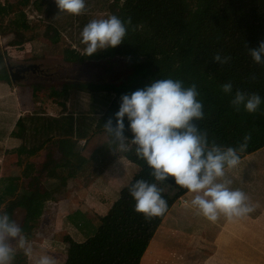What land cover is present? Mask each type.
<instances>
[{"label":"trees","instance_id":"16d2710c","mask_svg":"<svg viewBox=\"0 0 264 264\" xmlns=\"http://www.w3.org/2000/svg\"><path fill=\"white\" fill-rule=\"evenodd\" d=\"M17 5L24 12L29 10L45 16L46 21L0 25V38L7 40L6 46H24L38 38L53 45L61 43L63 38L54 20L64 12H59L54 0H18ZM107 10L110 16L124 21L131 18L124 42L87 56L81 49V40L75 44L72 33L67 32L79 50L65 44L62 59L101 63V73L113 77L112 81L29 85L26 87L29 92L25 94L28 101L35 89L45 93L53 89L52 97L59 90L55 97L65 111L57 118L44 112L20 117L13 130L22 138V144L3 151L28 158L48 156L50 159L54 151L61 156L58 164L50 159L40 184L42 188L35 191L22 186L17 179H0V199L17 201L18 208L26 214L24 223L33 220L31 226L22 227L27 238L37 233L43 204L74 178L66 159L77 154L81 141L101 132L108 134L104 125L109 119L115 125L114 114L119 110L122 95L142 89L152 81L173 79L182 81L185 87L196 85L204 116L195 123L207 134L209 146L215 143L222 148L238 149L244 137L250 136L246 149L237 152L239 160L264 149V102L251 114L243 106L236 111L230 103L237 89L258 93L264 101V64H256L248 50L264 41V0H111ZM217 53L230 57V61L223 65L214 62L212 59ZM6 60L0 52V81L10 84ZM226 82L232 83V94L221 90ZM124 123L125 132L133 135L127 117ZM124 158L138 172L99 218L94 234L70 242L63 264H141L163 219L189 192L176 185L172 178L155 181L146 161L136 155L135 147ZM140 179L156 183L161 190L168 205L163 215L146 219L134 210L135 200L129 188ZM13 211V207L6 206L2 213H7L12 220Z\"/></svg>","mask_w":264,"mask_h":264},{"label":"clouds","instance_id":"9594fccd","mask_svg":"<svg viewBox=\"0 0 264 264\" xmlns=\"http://www.w3.org/2000/svg\"><path fill=\"white\" fill-rule=\"evenodd\" d=\"M59 12L80 15L85 0H54ZM131 18L127 21L112 15L106 19H93L81 32V43L86 45L84 53L92 56L98 50L114 48L124 42ZM256 64H264V41L257 48L248 49ZM230 57L213 56L220 65L227 64ZM225 94H232L233 85H221ZM195 84L185 87L182 81L159 79L142 89L121 96L119 110L104 125L120 152L128 151L127 142L135 145L138 158L146 161L155 181L169 178L194 196L191 206L209 221L215 222L221 214L231 219L244 216L253 208L248 197L239 189L230 188L231 181L225 178V168H234L239 163L237 152L244 151L250 136L244 137L239 148H222L213 143L209 146L207 134L195 121L203 119V102L197 99ZM262 101L258 93H247L237 89L230 101L239 111L243 106L248 113H256ZM125 117L129 122L132 139L125 135ZM129 193L135 200L134 210L146 219L159 217L167 210V201L162 197L156 183L140 179L132 184ZM32 257L33 249L22 233L20 226L7 213H0V264H12L16 250ZM35 264H57L50 255H39Z\"/></svg>","mask_w":264,"mask_h":264},{"label":"rangeland","instance_id":"374dc122","mask_svg":"<svg viewBox=\"0 0 264 264\" xmlns=\"http://www.w3.org/2000/svg\"><path fill=\"white\" fill-rule=\"evenodd\" d=\"M17 1L18 0H0V25L10 24V23H22L25 21H31V22L39 21L40 23L44 24V21H46L45 16H41L36 13H31V11L29 10H25V12L22 11L20 7L17 5ZM110 3L111 0H87L85 2L86 7L82 12V14L71 15L68 14L67 12H64L63 15L58 16L57 19L54 20V26L56 29L59 30L63 38L61 40V43H59L58 45H53L44 38H38L35 40L37 41V43H35L34 45L30 44V48L28 47L29 43L23 46V48H25L24 50L27 51L18 50L16 51V53L15 51L14 53H8L9 52L8 49L10 47H15V46H6L7 40L0 38V52L7 59L6 67L4 66L7 71L8 68L12 70V68L16 67L17 65L19 66L21 65L24 67L28 65H35L36 67L35 74L27 73L24 79H20V80L15 79L17 81L16 82L17 88L14 87L12 93L17 96L21 94L24 96V99H26L25 94L29 92L28 89H26V87H28L29 85L45 84L48 86H53L60 83L63 84L66 82L112 81L113 77L104 76L101 73L102 72L101 63H96L92 61L64 62L62 59V49L65 46V44H68L69 46H71V48L77 49L76 48L77 45L75 44L78 41L82 40L81 32L83 30V27L87 23H89L93 19H106L110 16L107 10L108 5ZM67 32L72 33L71 37L72 40L75 41V44L71 43L70 39L66 35ZM81 47H82L81 49L84 51L86 45L81 43ZM28 52H30L29 54H33V53L41 54L42 56H39L37 58H32L30 57V55H25ZM25 57L26 59H24ZM2 84H4L6 87H8V85L11 84L13 85L11 81L10 84H8L7 82H4ZM11 90L6 91L4 89V86L3 88L2 87L0 88V94H2V99L0 101V112L4 110H9L11 108V101L15 100V97H17L11 95ZM53 91L55 90L50 89L47 90V93L51 95ZM56 91H58L55 93V96L57 97L59 95V90ZM43 94L44 92L41 93V90L35 89L32 93V97L34 96L41 98L43 97ZM0 121L3 123L2 130H0V135H2L1 136L2 139L4 138L3 143H0V148L2 149L0 152V158L1 160H3V163L1 164L8 165L16 160L17 171L21 172V170L25 169L27 165H31L34 162H30L28 160L29 158L19 154H14V155L4 154L3 152L4 150L11 151L15 148H18L22 144V138L16 135L21 139H18L17 137H13V140L11 141L9 137H6L9 131L8 128L9 118H4V115L0 113ZM124 135L126 137H129V140L132 139V135H129L128 133ZM101 136L102 138H107V140H110V142L108 144H106L107 142L100 143L99 139L101 138ZM81 143L83 144L84 141H82ZM127 144H128V151L135 147V145H132L130 141H128ZM83 149L88 153V156L85 160L86 169L73 170V172L77 174L78 180L83 178L82 183L84 184L85 182L84 178L86 174L90 173L99 179V184L101 181H103L105 183L109 182L114 188L119 186H121V188L128 186L127 184L134 176L135 171L133 169L132 164L129 163L125 158H122L119 164H121L122 161L125 162L123 163L124 165L128 164L129 169L127 170L126 181L123 182L119 179L117 180L115 175L113 177L111 176L112 172L110 170V167L112 166V157L113 160H115L116 158L120 159V157H117V153L119 152L118 146L116 143L113 142L112 137H104L103 135H98V137L95 138L92 141V143L90 142L89 144L85 145ZM235 169H236L235 179L237 180V185L238 187L241 188L242 192L247 194L246 196L248 195L253 196V191L254 192L260 191L261 188H264V151L256 156H250L242 160L236 168H232L231 170L234 171ZM1 172H0V176H3L2 174L6 173L4 172V168L3 171ZM1 178L3 177H0V179ZM24 178H26L25 181L28 182L31 180L28 179L27 176ZM5 179H15V178L8 177ZM72 180L68 182V186L74 184V181ZM75 186L77 187V185ZM37 188H38V184L37 182H35L33 189L36 190ZM63 191L69 192L70 190L68 189V187H66L65 189H63ZM57 201L59 200H56V202ZM18 205L19 204L17 203V201L6 202L0 199V213L3 212L6 206L13 207L14 211H13L12 220L15 221L20 226L21 229L23 225L25 226V224L26 227L31 226L33 224V220L28 219L27 222L24 223L26 214L24 213V211L18 208ZM37 205L40 204H38L37 202ZM67 207L68 206H66L63 210L68 213L71 211V213H69V220H66L61 217L60 218L61 221L58 223H56L57 217L53 216L52 212L49 213L48 210L46 213L43 214L41 212L40 219L38 221V230L36 235L30 238H27L29 236L24 235L32 246L33 249L32 257L25 256L23 251L17 248L12 264H35V260L38 258L39 255L42 254H47L54 257L56 259L57 264H63L70 242H78L80 240L86 239L87 237L93 234L94 231L93 226L95 228L98 226L99 219L98 218L95 219L93 223L88 222L86 224H82L81 227H77L78 230L76 228L75 230H73V221L74 218H76L75 217L76 214L72 212L73 206L71 204L70 207H68L69 208L68 211H67ZM58 229L72 230V231L67 232L69 237L66 238L64 235H61L60 231H57ZM160 232L161 231H158L152 238L149 246L147 247V250L145 251L141 259V264H154L155 260H159L161 257L166 255V254L160 255L157 254V252L154 254L155 248L158 247V242L162 235V233ZM171 235L174 236L175 239H172L168 242V249L174 251L175 254L172 255L180 256L184 251V244H183L184 238H181L182 234H180L179 237L178 234H175L174 232ZM67 239L69 241H67ZM165 245L163 247L167 248V246ZM162 252L163 251L159 253ZM172 264H179V263H172Z\"/></svg>","mask_w":264,"mask_h":264},{"label":"crops","instance_id":"0c3cea01","mask_svg":"<svg viewBox=\"0 0 264 264\" xmlns=\"http://www.w3.org/2000/svg\"><path fill=\"white\" fill-rule=\"evenodd\" d=\"M35 43H37V41H31V43L28 44V47L30 48V44L34 45ZM24 49L23 46L10 47L8 53H14V51L16 53L18 50L27 51ZM29 53L30 52L25 55H30L32 58L42 56L41 54ZM26 57L24 59H26ZM24 77L25 75L21 77V79H24ZM2 83L4 82L0 81V88H3L4 86L6 91L11 90L12 88L11 95H14L12 91L14 90V87L17 88V84H11L6 87ZM41 93H43V91H41ZM47 94L51 96V98H49ZM0 96L1 101L2 94H0ZM64 111L65 109L59 99L54 95L52 97V94L50 95L49 93L44 92L43 97L39 98L33 96L29 101L24 99V96L20 94L15 97V100L11 101V108L9 110H4L0 113L4 115V118H9V131L6 137H9L12 141L13 137H17L13 129L14 124L20 117L33 112H44L47 116L57 118L64 113ZM2 127L3 123L0 121V130H2ZM124 134L127 133L124 132ZM98 135L111 137L110 135L101 132L90 136L83 144L81 141L78 144L79 148L77 154L66 159L67 167L71 170L86 169L85 160L88 153L83 147L90 142L92 143ZM1 136L2 135H0V143H3L4 138L2 139ZM17 138L21 139L20 137ZM127 138L129 139V137ZM99 141L100 143L107 142L106 144L110 142V140L102 138V136ZM263 151L264 149L255 154L245 156L239 160V163L250 156L258 155ZM127 152L119 151L117 157H120V159L116 158L113 160L112 157V166L110 167L112 172L111 176L113 177L115 175L117 180L119 179L123 182L126 181V174L129 168L128 164H126L127 166L123 164L125 162L122 161L121 164H119V162L124 158V154ZM50 159L55 161L56 164L61 162V156L58 151H54ZM50 159L48 156L29 158L28 160L34 163L27 165L25 169L19 172L17 171L16 160L13 161V163L11 162L12 164L3 165L1 164L3 163V160L0 158V172L3 171V168L4 172H6L0 177L18 179V181L23 184L22 186H28L32 190H35L33 188L35 182H37V189H39L40 186L42 188V185L40 184L46 173L45 168L47 169L51 163ZM132 166L135 175L138 172V168L133 164ZM231 169L225 168V178L231 181V189L241 190L235 179L236 169L234 171ZM26 176L28 179H31L29 182L25 181L26 178L24 177ZM84 179L85 182L83 184V178L78 180V176L74 172V179L72 180L74 181V184L67 185L70 191L64 192L61 190L50 197V201L43 204L42 214L46 213L47 210L49 213L52 212L53 216L57 217L56 223L61 221V217L69 220V213H71V211L68 213L63 209L66 206L70 207L71 204L73 206L72 212L76 214V218H74L73 221V230H75V228L77 229V227H81L82 224L88 222L93 223L95 219L104 216L118 198V193L122 189L121 186L114 188L109 182L105 183L103 181L99 184V179L90 173H87ZM75 185H77V187ZM193 196V193L188 192L183 198L177 201L175 205L171 207L157 229L156 233L161 231L160 233H162V235L159 239L158 247H156L157 249L155 248L154 254L157 252V254L166 255L159 260H155L154 264H264V188H261L260 191H253V196H247L248 201H246V203L253 208V211L244 216L233 217L231 219L221 214L215 222L209 221L191 206ZM56 200L59 201L56 202ZM68 207L67 211L69 209ZM95 229L96 228L93 226V234ZM57 231H60L61 235L68 238L69 236L67 232L72 230L58 229ZM173 232L178 234L179 237L180 234H182L181 238H184V251L180 256L172 255L175 254L174 251L168 249V242L175 239V237L171 235ZM67 241L69 240L67 239ZM164 245L167 246V248L163 247ZM161 251L163 252L159 253Z\"/></svg>","mask_w":264,"mask_h":264},{"label":"flooded vegetation","instance_id":"af4514ba","mask_svg":"<svg viewBox=\"0 0 264 264\" xmlns=\"http://www.w3.org/2000/svg\"><path fill=\"white\" fill-rule=\"evenodd\" d=\"M35 65H28L26 67L17 65L12 68V73L14 74V78L20 80L21 77L26 75L27 73L35 74Z\"/></svg>","mask_w":264,"mask_h":264},{"label":"water","instance_id":"95a60500","mask_svg":"<svg viewBox=\"0 0 264 264\" xmlns=\"http://www.w3.org/2000/svg\"><path fill=\"white\" fill-rule=\"evenodd\" d=\"M8 74H9V77H10V81L13 83V84H16V80L14 78V74L12 73V70L10 68H8Z\"/></svg>","mask_w":264,"mask_h":264}]
</instances>
